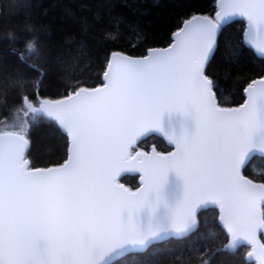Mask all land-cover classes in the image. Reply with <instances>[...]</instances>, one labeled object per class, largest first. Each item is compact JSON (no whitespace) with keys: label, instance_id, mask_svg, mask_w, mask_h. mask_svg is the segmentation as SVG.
I'll use <instances>...</instances> for the list:
<instances>
[{"label":"snow or ice","instance_id":"obj_1","mask_svg":"<svg viewBox=\"0 0 264 264\" xmlns=\"http://www.w3.org/2000/svg\"><path fill=\"white\" fill-rule=\"evenodd\" d=\"M219 7L214 21L177 32L166 51L107 61L103 87L81 88L67 104L30 107L71 138L62 166L30 170L22 134L14 143L0 141V264H108L166 234L189 232L196 208L208 205L219 208L233 235L264 231V184L241 174L252 152L264 155V80L259 89L249 87L242 107L222 109L205 75L221 21L246 18L249 43L264 36V0H220ZM25 32L24 51L14 55L39 78L48 69L28 63L41 52L32 29ZM256 47L264 53V42ZM24 87L23 73L0 76V89ZM152 132L176 150L168 156L134 151ZM129 161H139L144 172L137 192L117 182Z\"/></svg>","mask_w":264,"mask_h":264},{"label":"trees","instance_id":"obj_2","mask_svg":"<svg viewBox=\"0 0 264 264\" xmlns=\"http://www.w3.org/2000/svg\"><path fill=\"white\" fill-rule=\"evenodd\" d=\"M216 12L217 0H0V76L23 73L25 80L22 91L0 89V128L26 101L36 104L101 85L114 52L145 55L150 48L169 45L173 33L190 17ZM26 26L41 52V59L28 63L48 69L39 78L14 55L24 51ZM245 30L244 19L224 25L206 67L223 106L242 104L247 86L264 77V58L245 43ZM27 137L26 156L32 167L59 165L68 158L69 138L53 118L39 115ZM139 146L171 150L156 134ZM243 171L264 182V157L255 156ZM121 181L131 188L140 185L138 175H125ZM198 218V227L189 235L154 243L112 264H257L248 260L245 245L224 250L228 234L219 223L217 207L201 209Z\"/></svg>","mask_w":264,"mask_h":264},{"label":"water","instance_id":"obj_3","mask_svg":"<svg viewBox=\"0 0 264 264\" xmlns=\"http://www.w3.org/2000/svg\"><path fill=\"white\" fill-rule=\"evenodd\" d=\"M220 0H217V12L220 10ZM216 12V13H217ZM204 18H207L208 20H212L214 21L215 18H216V14L214 16H211V15H205V14H196L192 17H190L189 19H187L183 25L181 26L180 29H178L177 31H175L172 35V42L167 45V46H159V47H153V48H150L147 53L145 55H131V54H127V53H123V52H114L111 57H110V60L109 61H112L114 60V58L119 55L120 57H125V58H128V59H132V60H144V59H147L150 55H152L153 53H156V52H163V51H166L168 49H170L172 47L173 44L176 43V33L177 32H184V31H195L197 30L199 27H200V22L204 20ZM234 19H244L246 20V30H245V34H244V41L245 43L252 47L256 53L264 58V53H261L258 51L257 47H256V44H260L262 42H264V36L260 37V38H257L255 43H249L247 42L248 41V37H247V33L249 31V26H248V21L246 18H243V17H240V16H233V17H229V18H226L225 20L221 21L220 22V26L217 30V33H216V44L213 48V51L210 53V56H209V60L211 59L215 49H216V45H217V40H218V37L220 35V32H221V29L224 25H226L227 23L233 21ZM208 60V62H209ZM207 62V64H208ZM207 64L205 66V75L206 74V67H207ZM107 70V69H106ZM208 76V75H207ZM209 79H211L209 76H208ZM212 80V79H211ZM261 80H264V77L262 78H258V79H255L251 84H249L245 90V96H246V99L245 101L238 105V106H232V107H228V106H223L219 103L218 99H217V96H216V93H215V90H214V87H213V93H214V103L216 104L217 107L219 108H222V109H238L240 107H242L246 102H247V99H248V89L250 86L254 87V88H257L259 89L260 85H259V81ZM105 78H104V75H103V83L101 85H98L96 87H81L83 89H87L88 91H92L96 88H101L103 87V84L105 83ZM81 88L77 89L76 91H79ZM75 91V92H76ZM75 92H72L70 93L69 95L67 96H64V97H61V98H58V99H52V100H49L48 101V105L50 106H53V105H56L58 103H69V97H73L74 98V93ZM47 117H49L45 112H43ZM52 118V117H50ZM54 119V118H53ZM55 120V119H54ZM174 126L178 128V123L174 122ZM63 130V129H62ZM64 131V130H63ZM18 133H0V141L2 142H5V143H9V142H16V135ZM158 135L162 138H164L166 141H167V144L171 147V150L169 151H159L157 148L153 147L150 151H147V150H141V149H138L136 151L138 152H144V153H148L150 155L152 154H159V155H162V156H168L170 153L174 152L176 149H175V145L170 143L167 139L166 136H164L163 134L161 133H157V132H152V133H148L146 135H144L143 137H141L139 139V141L134 145V148L136 146L139 145V143L147 138L148 136L150 135ZM25 137V140L27 141V143H25L23 145V157L24 159L28 162L27 166L30 170H44V169H48V168H58L60 166H62L63 164H65L67 162V160L69 159L70 155H71V149H72V145H71V138L68 136L69 138V143H70V146H69V155H68V158L61 164L59 165H54V166H50V167H32L31 166V162L30 160L27 158L26 154H27V151L29 149V146H30V140L28 139L27 136L23 135ZM257 155H261L264 157V155H262L259 151H254L250 154V156L248 157L247 161H246V164L245 166ZM244 166V167H245ZM244 167L241 169V174L246 178V179H249L251 180L253 183L255 184H264V182L262 181H258V180H255L253 178H251L250 176L246 175L243 171ZM125 175H138L139 176V181H140V185L137 187V188H131L129 186H127L125 183H123L121 181V178ZM117 182L119 184H122L124 186V188H126L128 191L130 192H137L139 191L140 189H142L144 187V172L142 170V165L139 161H129L126 165H125V169L123 171H121L118 176H117ZM208 207H217V206H212V205H208V206H204V207H197L196 208V211H195V225L189 230V232L187 233H184L182 234L181 236H175L174 234H166L160 241L158 242H163V241H166L168 239H171V238H181V237H184V236H187L189 235L191 232H193L199 225V218H198V213L201 209H204V208H208ZM218 208V207H217ZM219 210V208H218ZM219 223L222 225V227L225 229L226 233L228 234V245L229 244H232V241H235L234 244H232L231 248H236L237 246L239 245H245L249 248V251L247 253V258L250 262H255L257 264H262V262H264V249H261L260 248V245L261 244H264V231H256L254 232L251 236H248V237H245L243 234H239V235H233L232 233L228 232V230L223 226L222 222L219 220ZM158 242H155V243H158ZM154 244V243H153ZM137 252H141L139 250L135 251V252H129V253H126L124 254V256L126 255H129L131 253H137ZM249 253H252V255H249ZM123 256V257H124ZM122 257H116V256H113L111 258H109V261H108V264H112L114 263L116 260L120 259Z\"/></svg>","mask_w":264,"mask_h":264},{"label":"rangeland","instance_id":"obj_4","mask_svg":"<svg viewBox=\"0 0 264 264\" xmlns=\"http://www.w3.org/2000/svg\"><path fill=\"white\" fill-rule=\"evenodd\" d=\"M48 101L49 100H39V102H36V104L26 101L22 106H20V108L15 110L14 115L10 119H7L2 124L0 133H18L27 136L31 123L36 120L39 115L46 116L43 111H38L35 113L32 112L30 107L39 109L42 104L48 103ZM153 147L155 146H152V148ZM152 148L147 150L138 145L134 148V151L138 149L150 151Z\"/></svg>","mask_w":264,"mask_h":264}]
</instances>
